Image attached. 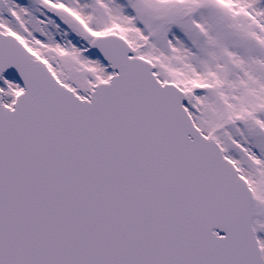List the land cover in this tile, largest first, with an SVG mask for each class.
<instances>
[{"label": "snow or ice", "instance_id": "obj_1", "mask_svg": "<svg viewBox=\"0 0 264 264\" xmlns=\"http://www.w3.org/2000/svg\"><path fill=\"white\" fill-rule=\"evenodd\" d=\"M0 264H264V0H0Z\"/></svg>", "mask_w": 264, "mask_h": 264}]
</instances>
